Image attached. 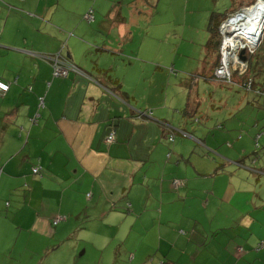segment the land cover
<instances>
[{
    "label": "crops",
    "instance_id": "obj_1",
    "mask_svg": "<svg viewBox=\"0 0 264 264\" xmlns=\"http://www.w3.org/2000/svg\"><path fill=\"white\" fill-rule=\"evenodd\" d=\"M147 2L0 0V264H264V193L207 184L199 206L211 174L173 160L180 131L117 61ZM57 55L78 71L55 77Z\"/></svg>",
    "mask_w": 264,
    "mask_h": 264
},
{
    "label": "rangeland",
    "instance_id": "obj_2",
    "mask_svg": "<svg viewBox=\"0 0 264 264\" xmlns=\"http://www.w3.org/2000/svg\"><path fill=\"white\" fill-rule=\"evenodd\" d=\"M134 1L125 0L126 12L131 7L128 4ZM250 1L148 0L147 5L140 7L142 20L135 27L142 36L138 33L124 56L117 59L119 64L129 66L138 81L134 86L137 99L142 98L141 105L148 102L154 110V105L163 106L165 118L180 131L174 134L175 142H167L173 160L180 161L184 169L202 162V170L211 174L193 184L199 206L207 198L203 194L207 184L219 193L226 192L230 183L245 193H264V101L252 92L215 80V56L206 48L211 14L230 16L248 7L246 3ZM257 54V69L263 74L256 72V78L263 82L264 38ZM190 135L208 145L203 149ZM195 151L204 153L199 156ZM222 156L242 161L245 167L222 169ZM213 161L217 164H211ZM227 206L216 210L217 217L231 212ZM202 215L199 222L205 225L206 215Z\"/></svg>",
    "mask_w": 264,
    "mask_h": 264
},
{
    "label": "built area",
    "instance_id": "obj_3",
    "mask_svg": "<svg viewBox=\"0 0 264 264\" xmlns=\"http://www.w3.org/2000/svg\"><path fill=\"white\" fill-rule=\"evenodd\" d=\"M264 0H257L254 4L242 9L239 12H235L232 15H228L226 19L222 21L219 26V35L221 42L219 45V64L215 68L213 75L215 80L221 84L235 86L240 89H244L247 92L256 93L264 100V85H256L254 79L244 76L248 71L247 57L254 55L261 46L262 39L264 38V22L256 23L254 20L246 19L239 20L240 16L246 14L247 10L253 8L258 2ZM84 19L91 23L94 21L93 11L90 10ZM245 51L246 59H241V52ZM54 76L66 77L71 68L74 71H78L76 67H69L59 55L54 58ZM238 78V80L236 79ZM10 85L0 80V97H4L9 91ZM40 106H44V99L40 100ZM148 116L152 115V112L145 113ZM36 122V119H34ZM116 132L112 131L107 142L109 144L115 142ZM173 140V136L170 138ZM41 168L36 167L33 169L34 174H39ZM1 172V171H0ZM179 181H175L174 185L179 186ZM64 216H57L54 220V224L57 225L62 221H65ZM263 246V243L259 247Z\"/></svg>",
    "mask_w": 264,
    "mask_h": 264
},
{
    "label": "trees",
    "instance_id": "obj_4",
    "mask_svg": "<svg viewBox=\"0 0 264 264\" xmlns=\"http://www.w3.org/2000/svg\"><path fill=\"white\" fill-rule=\"evenodd\" d=\"M256 1L257 0H252L249 3H246V4L248 6H250V5L254 4ZM228 15H229V13H226V14L212 13L211 16H210V19H209L208 28H209V31H210V40L207 42L206 48H207L209 53H213V56H215L214 60L212 61L213 62V71L215 70V68L219 64L218 51H219V45H220V42H221V37L219 35V26L222 23V21L227 18ZM257 53H258V51L254 55H251V56L247 57V61H248L249 67H248L247 74L244 76V78L251 77L252 79H254L256 85L263 86L264 85V81L260 82L256 78V76H257L256 72H259L260 74H263L262 70H260L259 68L257 69V67L259 65V54H257ZM213 78H214V75H213ZM236 79L238 80L237 77H236ZM242 90H244V89H242ZM253 94L256 95L258 98L263 99L262 97H260V95H257L256 93H253ZM185 111H186V109H185ZM36 167H39V166H36ZM36 167H34V168H36ZM40 173H41V170H40L39 174ZM33 174H34V172H33ZM39 174H35V175H39Z\"/></svg>",
    "mask_w": 264,
    "mask_h": 264
},
{
    "label": "bare ground",
    "instance_id": "obj_5",
    "mask_svg": "<svg viewBox=\"0 0 264 264\" xmlns=\"http://www.w3.org/2000/svg\"><path fill=\"white\" fill-rule=\"evenodd\" d=\"M253 9L247 10L245 15L239 17V20L246 19L247 17H249V19L254 20L258 24L263 23L264 22V2L260 1L259 3H257V5L253 7Z\"/></svg>",
    "mask_w": 264,
    "mask_h": 264
},
{
    "label": "water",
    "instance_id": "obj_6",
    "mask_svg": "<svg viewBox=\"0 0 264 264\" xmlns=\"http://www.w3.org/2000/svg\"><path fill=\"white\" fill-rule=\"evenodd\" d=\"M240 57H241V59H243V60H245V59H246V57H245V51H242V52H241V55H240Z\"/></svg>",
    "mask_w": 264,
    "mask_h": 264
}]
</instances>
